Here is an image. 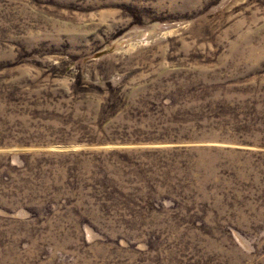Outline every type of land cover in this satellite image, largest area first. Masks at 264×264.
Listing matches in <instances>:
<instances>
[{
    "label": "rangeland",
    "instance_id": "1",
    "mask_svg": "<svg viewBox=\"0 0 264 264\" xmlns=\"http://www.w3.org/2000/svg\"><path fill=\"white\" fill-rule=\"evenodd\" d=\"M0 264H264V0H0Z\"/></svg>",
    "mask_w": 264,
    "mask_h": 264
}]
</instances>
